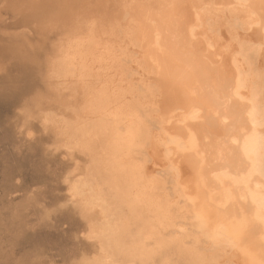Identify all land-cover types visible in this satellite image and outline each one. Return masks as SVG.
I'll return each mask as SVG.
<instances>
[{
	"label": "bare ground",
	"instance_id": "1",
	"mask_svg": "<svg viewBox=\"0 0 264 264\" xmlns=\"http://www.w3.org/2000/svg\"><path fill=\"white\" fill-rule=\"evenodd\" d=\"M97 2L59 23L44 71L61 102L85 99L44 116L87 158L66 189L97 246L72 264L95 247L106 264H264V0ZM127 46L142 84L129 100L106 72L128 77Z\"/></svg>",
	"mask_w": 264,
	"mask_h": 264
},
{
	"label": "rangeland",
	"instance_id": "2",
	"mask_svg": "<svg viewBox=\"0 0 264 264\" xmlns=\"http://www.w3.org/2000/svg\"><path fill=\"white\" fill-rule=\"evenodd\" d=\"M94 1L96 4L93 0H59V2L58 0H0V19L2 20L0 21V264H72L79 258L77 247L82 248L84 242L87 241L91 245H96L94 244L95 240L86 239L84 231L80 228L81 224H84V219L78 214L79 208L70 199L67 190L68 180L70 181L75 176L80 175L76 171L80 168L84 169L87 165V158L77 150L75 152L65 147L62 150V145L58 142L60 141V135L58 133L56 135V129L52 127L53 123L49 122L48 124V120L45 118L48 115H54L55 118L60 119L68 112H75V109L70 111L71 108H78L79 105L80 107L83 106L80 109L78 108V111L82 112L84 108L86 109L85 99L83 97L81 99L77 93V96H74L77 97L76 100L69 96L68 101L61 102L59 94L53 89H49V86L54 82L51 78H48V69L45 68H48L47 61L51 58L56 44L61 41L60 38L62 39V34L59 33L62 30V24L69 25L70 19L74 17L73 14L80 13L82 8V12L89 8L97 9L100 5L97 1L100 0ZM103 1L107 2V0ZM108 1L110 2H107L106 6L111 8L114 0ZM85 3L86 5H84ZM39 20L40 22H38ZM60 22L62 24L59 25ZM50 27L52 30H50ZM39 35L46 39L43 40ZM33 48H36V50ZM131 48L127 46V50L129 49L130 52L132 51ZM29 49L34 53L36 51L40 53L34 54ZM29 52L31 54H28ZM46 53L48 56H46ZM116 54L118 60L121 58L122 68L126 71L128 77L122 71H119V67L112 68L110 64V69L106 70L105 68L106 72L109 71L110 73L112 70L115 71L116 75L111 72L110 77L108 76L109 81L114 83L107 81V84L111 86L114 84V87L117 85L118 87L122 86L121 89L128 91L129 96L127 99L129 100L132 96L131 92H137L142 85L139 84L138 74L134 69L135 63L131 59L133 52L129 53V56L121 55L120 52ZM43 59L44 62L41 61ZM39 62H42L43 66ZM37 64L41 67L43 73ZM131 70L133 71L132 76L129 74ZM117 73L122 74H120L121 80ZM41 76L46 78L42 79ZM121 77L125 82L127 81L126 85L128 86H125V82ZM113 78H116L118 84ZM41 79L43 83L46 81V85L41 82ZM50 88L52 87L50 86ZM42 89H45L44 93ZM71 92L73 91H69V93ZM78 99L79 101H77ZM36 102H39V104ZM67 102L68 104H66ZM66 106H69L68 108L74 107L67 111ZM77 110L76 112H78ZM54 138L58 139L57 143ZM67 150L69 151L67 152ZM71 156L73 159L76 156L75 158L78 160H72ZM76 164L77 167L75 168ZM64 176L67 178L64 179ZM63 180L65 181L63 182ZM76 212L78 215L75 214ZM95 248H90V253H88L89 258L94 262L93 264H106L105 253L99 248L97 250Z\"/></svg>",
	"mask_w": 264,
	"mask_h": 264
}]
</instances>
